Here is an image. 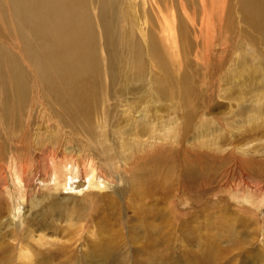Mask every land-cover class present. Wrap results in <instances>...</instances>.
<instances>
[{"label":"rangeland","instance_id":"rangeland-1","mask_svg":"<svg viewBox=\"0 0 264 264\" xmlns=\"http://www.w3.org/2000/svg\"><path fill=\"white\" fill-rule=\"evenodd\" d=\"M110 2L104 11L100 0L85 6L92 41L88 61L97 66L99 80L87 130L54 104L55 95L45 92L37 75L23 77L41 53H29L13 16L0 11V116L6 114L4 87L11 96L24 89L25 110L14 130L32 117L35 129L56 133L57 111L67 125L62 131L85 161L86 146L96 148L95 138L87 141L89 133L106 120V150L112 143L116 156L111 180L118 172L115 196L105 191L114 202L110 218L98 228L110 204L93 199L91 192L98 190L85 185L27 214L20 232L9 224L8 204L0 199V264H264L261 32L236 3L227 50L222 43L209 53L203 13L186 8V18L182 0L175 1L170 42L143 0ZM44 113L58 126L46 128ZM207 168V177L195 182L191 172ZM19 248L30 257L20 258Z\"/></svg>","mask_w":264,"mask_h":264},{"label":"bare ground","instance_id":"bare-ground-1","mask_svg":"<svg viewBox=\"0 0 264 264\" xmlns=\"http://www.w3.org/2000/svg\"><path fill=\"white\" fill-rule=\"evenodd\" d=\"M175 1L143 0L144 6L147 5L151 9L158 24L166 28V40L169 42L175 41ZM100 2L103 11L114 3L110 0ZM87 3L88 0H0V11L13 16L29 53H41V57L36 58L35 68L25 70L23 77L28 74L37 75V80L45 92L55 95L54 104L76 127L86 130L90 125L91 102L99 87L97 66L88 61L91 57L89 52L92 41L89 34L91 23L86 17ZM236 3H239L243 13L264 38V0H182L180 3L184 16L187 15L186 8L194 14L198 10L203 13V40L209 53H213L222 43L225 46L223 50H227V37L231 33L230 26ZM165 9L170 11L169 15L164 13ZM103 24L108 28L106 18L103 19ZM181 27L184 29L183 25ZM184 34L185 31L183 36ZM73 42L78 43L77 50L70 48V43ZM10 69L14 70L12 67ZM18 71L24 72L21 69ZM0 81L3 83L2 78ZM26 94L24 89L19 88L15 95L11 96L5 87L1 93L2 102L5 103L3 111L6 114L0 116V127L3 129L0 132V199L8 204L6 214L9 224H16L20 232L25 225L23 221L27 214L32 216L34 210L49 202L50 198H58L65 192H75L85 185L87 189L98 190L91 192L93 199H102L111 206L110 208L104 205V213L96 226L98 228L104 220H109L107 211H112L114 205V202L109 201L110 194L107 192L115 196L118 188L117 170L115 181L111 180L109 175L110 173L112 176L115 172L112 162L116 161V156L112 143L106 150L110 141L108 122L105 120L99 123L96 131L89 133L87 141H90V137L95 138L96 148L91 151L89 146H86V155L90 159L85 161L81 150L62 131L67 125L57 111H52L60 125L56 133H49L48 130L45 133L41 128L35 129L32 117H28L24 128L14 130L15 118L25 110ZM74 118L77 121H74ZM43 119L47 122L46 128L56 127L53 124L58 126L57 122H53L51 113H44ZM4 138L7 144L3 141ZM32 150L36 153L18 155V152ZM8 153L10 158L5 160ZM20 156L25 158L20 160ZM33 156L39 160V170L32 167L35 162ZM208 173L209 168L194 170L191 177L195 182H199L200 177H207ZM3 212L4 210L0 211V214ZM77 220L82 222L80 218ZM18 250L20 258L31 255L22 248Z\"/></svg>","mask_w":264,"mask_h":264}]
</instances>
